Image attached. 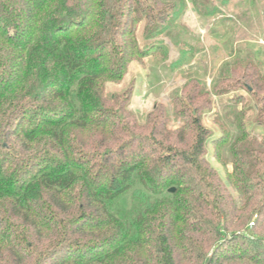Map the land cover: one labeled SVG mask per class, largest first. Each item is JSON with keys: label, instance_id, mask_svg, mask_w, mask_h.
I'll use <instances>...</instances> for the list:
<instances>
[{"label": "trees", "instance_id": "1", "mask_svg": "<svg viewBox=\"0 0 264 264\" xmlns=\"http://www.w3.org/2000/svg\"><path fill=\"white\" fill-rule=\"evenodd\" d=\"M149 2L0 0V264H264V139L246 114L212 141L223 184L197 108L170 130L163 108L127 110L130 89L106 95L161 49L157 19L136 37ZM261 82L239 84L264 129Z\"/></svg>", "mask_w": 264, "mask_h": 264}, {"label": "rangeland", "instance_id": "2", "mask_svg": "<svg viewBox=\"0 0 264 264\" xmlns=\"http://www.w3.org/2000/svg\"><path fill=\"white\" fill-rule=\"evenodd\" d=\"M153 1L149 5L154 6V20L143 18L136 37L143 45L145 31L158 21L165 28L155 41L161 49L133 61L119 83H106V95L130 89L127 110L143 124L149 114L163 108L170 130L181 128L189 120L187 110L195 114L197 108L210 135L205 161L225 184L232 166L215 159L212 141L221 138L224 130L236 133L235 113H245L249 133L264 139L257 101L239 84L243 77L256 74L264 86V0ZM176 10L179 15L172 19ZM160 12L165 21L158 18ZM133 198L132 191L123 195L117 201L118 210H130Z\"/></svg>", "mask_w": 264, "mask_h": 264}, {"label": "water", "instance_id": "3", "mask_svg": "<svg viewBox=\"0 0 264 264\" xmlns=\"http://www.w3.org/2000/svg\"><path fill=\"white\" fill-rule=\"evenodd\" d=\"M174 191H175L174 188H172V189L169 190L170 193H173Z\"/></svg>", "mask_w": 264, "mask_h": 264}]
</instances>
